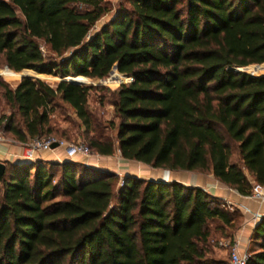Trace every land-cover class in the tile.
Masks as SVG:
<instances>
[{"label":"trees","instance_id":"16d2710c","mask_svg":"<svg viewBox=\"0 0 264 264\" xmlns=\"http://www.w3.org/2000/svg\"><path fill=\"white\" fill-rule=\"evenodd\" d=\"M123 3L89 34L103 0H0V67L61 78L0 81L3 133L69 141L50 121L60 102L98 156L208 174L241 196L264 185V74L236 70H264V0ZM113 66L129 82L111 93L103 126L87 103L100 87L62 78L99 80ZM2 163L0 264H228L213 249L232 242L241 214L200 187L117 184L83 162ZM245 253V264H264V214Z\"/></svg>","mask_w":264,"mask_h":264},{"label":"crops","instance_id":"0c3cea01","mask_svg":"<svg viewBox=\"0 0 264 264\" xmlns=\"http://www.w3.org/2000/svg\"><path fill=\"white\" fill-rule=\"evenodd\" d=\"M23 143H0V162L9 163H23L31 160H26L22 157ZM119 157V155H118ZM35 159L44 161L62 162L74 161L83 162L93 168L116 173L118 175L136 176L135 170L132 169L133 164L145 166L138 162L125 161L119 157V160L113 161L110 156L82 157L79 155L67 158L63 149L59 146L48 151L40 152L35 155ZM102 162V164H101ZM140 166V167H141ZM145 169V168H141ZM147 176L143 179L161 180V181H175L187 186H195L204 189L208 194L216 196L229 208L237 210L241 214V222L232 236V243L235 244L237 251L245 252L248 239L254 224V216H261L264 214V200L259 202L252 200L246 196H241L235 191L226 188L219 184L211 175L203 176L201 174H192L191 172L183 171H167L159 169H151ZM160 174L157 176V172ZM141 178V177H140Z\"/></svg>","mask_w":264,"mask_h":264},{"label":"rangeland","instance_id":"374dc122","mask_svg":"<svg viewBox=\"0 0 264 264\" xmlns=\"http://www.w3.org/2000/svg\"><path fill=\"white\" fill-rule=\"evenodd\" d=\"M106 3V6L108 8V12L103 15L98 21H96V23L94 24V26L92 27V29L90 30L89 34L93 33L94 31H96L99 26H101L102 24H104L113 14L114 12L117 10L118 6H120L121 4L125 5V3H123V0H103ZM43 55L53 59V57H50V55L48 54L47 51H45L43 49ZM260 65V64H259ZM257 65H247L245 67H240V68H236V70H240L243 71L247 74H251V75H260V74H264V70H252L253 67H255ZM264 66V64H263ZM23 70L19 71L18 73H14L10 70L5 69L4 67H0V81L6 83L9 87H13L20 79V75H29L33 78L31 79H40L43 82L52 85L55 82L59 81L61 78H59L58 76H54V75H45V74H37L31 70L29 71H24ZM72 78V77H69ZM65 79V78H62ZM81 81V84H90L92 86H99V89L96 90H91L89 92L88 98H87V103H88V108L91 111V113L93 114L94 118L103 124H105L106 121H110L112 120V110H111V106L109 104L110 102V95L111 93L117 88V86L121 83H125L126 79H124L123 77H121L120 75L116 74V71H112L111 75L108 77V75L103 78V79H99V80H93V79H86L83 77H80L79 79ZM57 104V108L55 109V111L53 112L52 116L50 117V121L52 123V125L55 128H59V129H65L68 134L70 135V140L69 141H65L67 143H72V142H81L86 144V142L76 134V127H74L76 125V121L74 119V116L72 114V111L66 107L65 105H63L62 103L58 102ZM9 114V109L6 106V104L4 103V101L1 99L0 97V136L3 138V140L5 141V143H16L15 140L13 138H11L9 135L4 134L2 129L4 127V120L7 117V115ZM103 133L106 135H111V133L106 130L103 129ZM49 138H53L55 140H58L56 137L54 136H50ZM44 139V138H41ZM61 141H64L63 139H59ZM96 156H94L93 158H95ZM115 160H119L118 157V153L117 151H114L113 154L110 156ZM113 160V161H115ZM102 164V162H101ZM132 166H134L133 168L131 167V170L134 169L135 170V174H137L136 178H142L144 176H147L149 174V172L151 171V168H149L148 166H141V165H137V164H133ZM141 166V167H140ZM141 168H145V169H141ZM116 174V173H113ZM160 174V172H157V176ZM192 174H196V173H192ZM117 175V184H120L121 178L123 177L122 175ZM203 176H207L208 174H201ZM227 240L226 238L221 239L220 242ZM231 243V242H230ZM213 258H217V259H221L224 262H227V257H228V247H222L219 245V247H216L213 249Z\"/></svg>","mask_w":264,"mask_h":264},{"label":"built area","instance_id":"2783aa9c","mask_svg":"<svg viewBox=\"0 0 264 264\" xmlns=\"http://www.w3.org/2000/svg\"><path fill=\"white\" fill-rule=\"evenodd\" d=\"M125 81L129 82V79L127 78ZM3 142L5 141L0 136V143ZM51 143H57V146L63 149V152L67 158H71L76 155L85 158L96 156V154L90 151L84 143L81 142L67 143L65 141L55 140L53 138H46V139H31L28 142L24 143L22 146V157L26 160L33 161L35 160V155H37L38 153L50 150L49 146ZM246 197L259 202L263 201L264 185L252 184L250 193ZM258 220H259V216L253 217V221H258ZM219 245L225 248L228 247V257H227L228 264H245L247 257L246 253L237 251L235 244H233L232 242L229 243L227 240H225L220 242Z\"/></svg>","mask_w":264,"mask_h":264},{"label":"water","instance_id":"95a60500","mask_svg":"<svg viewBox=\"0 0 264 264\" xmlns=\"http://www.w3.org/2000/svg\"><path fill=\"white\" fill-rule=\"evenodd\" d=\"M5 69H7L6 67H4ZM8 70V69H7ZM116 71L115 70V66H113V68L109 71V73H108V77L111 75V73H112V71ZM125 76V75H124ZM21 77H24V78H33V77H31V76H29V75H20V78ZM125 78L127 79L128 77L127 76H125ZM35 79V78H34ZM129 79V78H128ZM63 80H65V81H69V82H71V83H73V84H81V81L80 80H75V79H73V78H69V80H66V78L65 79H63ZM55 147H57V143H51L50 144V146H49V148L50 149H53V148H55ZM2 171H3V163H1L0 162V180H1V174H2ZM262 216V215H261ZM261 216H259V219H260V217Z\"/></svg>","mask_w":264,"mask_h":264}]
</instances>
